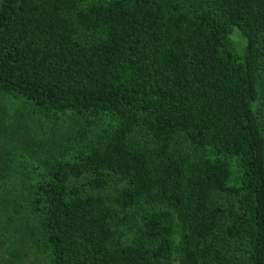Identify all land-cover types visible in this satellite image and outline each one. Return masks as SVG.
<instances>
[{"label": "trees", "instance_id": "trees-1", "mask_svg": "<svg viewBox=\"0 0 264 264\" xmlns=\"http://www.w3.org/2000/svg\"><path fill=\"white\" fill-rule=\"evenodd\" d=\"M0 96L80 125L15 116L0 264H264V0H0Z\"/></svg>", "mask_w": 264, "mask_h": 264}, {"label": "rangeland", "instance_id": "rangeland-1", "mask_svg": "<svg viewBox=\"0 0 264 264\" xmlns=\"http://www.w3.org/2000/svg\"><path fill=\"white\" fill-rule=\"evenodd\" d=\"M230 42L235 47L236 51L241 54L244 41L241 38L239 32L237 30H234L233 33L229 37ZM32 108L28 104H23L21 101L14 100L10 97L0 96V117L2 119V125L0 130V158L2 157L3 153H8L9 148L12 153L13 148V142L11 140L12 133L14 134L15 131L19 132L20 129L18 127L12 128L16 123L15 116L25 121L26 126H23V128H26L27 131H29L37 140H41L44 143L58 141L62 142L64 140L74 138L77 136V131L80 130V125L78 122L70 121L67 118H63V120H48V118H44L43 116L39 115H33V117L29 118L28 113L31 114ZM26 113L27 115V121L22 116V114ZM52 118V117H51ZM49 118V119H51ZM12 125V127H10ZM70 128V129H69ZM51 144V143H49ZM48 144V145H49ZM27 149V148H26ZM30 150V149H29ZM28 151V149H27ZM10 155V154H9ZM7 156L5 157V159ZM17 159V156H16ZM8 168H11L8 166ZM232 168L233 171H237V164L232 161ZM117 189V186L112 185V187L107 190L108 195H113ZM134 217L131 216V219L127 222L121 221L119 224V231L122 236V240L124 242L130 241L132 237V228L134 226ZM24 264H30L29 261H27ZM177 264V263H175Z\"/></svg>", "mask_w": 264, "mask_h": 264}]
</instances>
